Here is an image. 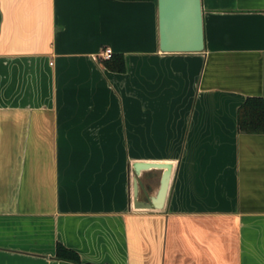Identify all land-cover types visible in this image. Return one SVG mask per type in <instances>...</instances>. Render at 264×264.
<instances>
[{
    "label": "crops",
    "instance_id": "crops-1",
    "mask_svg": "<svg viewBox=\"0 0 264 264\" xmlns=\"http://www.w3.org/2000/svg\"><path fill=\"white\" fill-rule=\"evenodd\" d=\"M201 4L164 53L159 0H0V264H264V0Z\"/></svg>",
    "mask_w": 264,
    "mask_h": 264
},
{
    "label": "water",
    "instance_id": "water-1",
    "mask_svg": "<svg viewBox=\"0 0 264 264\" xmlns=\"http://www.w3.org/2000/svg\"><path fill=\"white\" fill-rule=\"evenodd\" d=\"M161 51L164 53H201L205 49L201 0H159ZM137 169L138 166H136ZM149 166H143L148 169ZM166 189H163L161 200ZM137 185L135 193L137 195ZM167 192V191H166ZM153 205L161 207L162 201ZM140 204V208H151ZM146 206V207H145ZM139 207V206H138Z\"/></svg>",
    "mask_w": 264,
    "mask_h": 264
},
{
    "label": "trees",
    "instance_id": "trees-1",
    "mask_svg": "<svg viewBox=\"0 0 264 264\" xmlns=\"http://www.w3.org/2000/svg\"><path fill=\"white\" fill-rule=\"evenodd\" d=\"M130 1V0H123ZM114 55L109 61H113ZM108 61V62H109ZM107 65H109L107 63ZM123 69V67L121 68ZM239 129L248 134H264V99L249 98L241 106L238 113ZM57 256L61 259L83 264L77 253L58 245Z\"/></svg>",
    "mask_w": 264,
    "mask_h": 264
},
{
    "label": "built area",
    "instance_id": "built-area-1",
    "mask_svg": "<svg viewBox=\"0 0 264 264\" xmlns=\"http://www.w3.org/2000/svg\"><path fill=\"white\" fill-rule=\"evenodd\" d=\"M113 57V51L112 49H106L103 53H102V58L105 61H109L111 60V58Z\"/></svg>",
    "mask_w": 264,
    "mask_h": 264
}]
</instances>
